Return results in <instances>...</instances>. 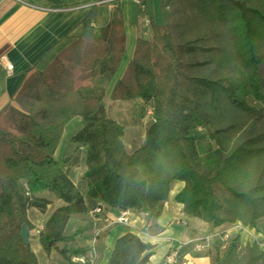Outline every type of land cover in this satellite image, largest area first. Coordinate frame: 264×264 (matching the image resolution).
I'll use <instances>...</instances> for the list:
<instances>
[{
  "label": "trees",
  "instance_id": "1",
  "mask_svg": "<svg viewBox=\"0 0 264 264\" xmlns=\"http://www.w3.org/2000/svg\"><path fill=\"white\" fill-rule=\"evenodd\" d=\"M161 2L184 5L211 31L183 39L178 29L189 24L184 13L163 24L150 21L151 38L136 40L108 94L111 100H142L151 109L144 141L132 152L105 102L107 84L127 54L119 6L95 33L97 5H91L76 40L15 90L13 104L3 110L11 126L0 124V264H39L20 232L22 225L35 232L27 211H45L49 201L33 195L45 190L62 202L35 234L46 255L72 238L64 234L68 219L94 206L159 217L176 180L184 186L175 200L205 222L255 227L264 217V0ZM69 64L82 66L88 82L77 85ZM230 66H236L234 74ZM74 117L81 126L70 141L85 148L83 189L54 157ZM152 247L126 232L115 240L108 264H146ZM215 262L264 264V249L241 244L237 235Z\"/></svg>",
  "mask_w": 264,
  "mask_h": 264
},
{
  "label": "crops",
  "instance_id": "2",
  "mask_svg": "<svg viewBox=\"0 0 264 264\" xmlns=\"http://www.w3.org/2000/svg\"><path fill=\"white\" fill-rule=\"evenodd\" d=\"M93 1L0 0V112L13 104L15 90L30 73L46 68L58 53L76 40L81 32L79 22L93 5ZM148 1L144 0L143 7L134 0H117L115 4L97 6L96 17L92 20L95 33H99L100 27L119 6L127 35V54L109 82L106 94L110 93L115 81L123 74L136 40L141 37L149 39L152 36L150 22L146 24L145 21L150 16ZM1 61L13 65L11 73L6 72ZM112 118L124 126L122 140L126 149L132 152L135 148L129 149V146L134 139L127 140L126 125L122 120ZM72 120H77V123L68 133L67 126L64 128L54 157L67 171L71 180L83 189L85 148L70 141L71 135L80 128L81 119L74 117ZM183 186L184 182L180 180L171 183L168 197L157 218L128 209V224L110 225V220L122 210L103 205L100 212H94L97 208L94 206L88 212L74 214L68 219L64 234L72 238L57 243L49 255L42 250L35 232L30 231L28 240L31 249L39 264H54L49 263V259L56 253L61 258L57 259L59 264H71L78 256L85 257L91 264H108L115 240L126 232L137 234L141 240L153 246L146 264H168L165 256L171 250L177 251L175 264H216V254H222L237 235L241 244L256 242L264 249V217L257 221L255 227L243 226L240 222H225L220 225L205 222L186 213L182 203L175 200V195ZM47 192L48 190L33 193L34 196L49 201L44 212L35 207L28 209V218L35 227L43 225L48 215L62 205L60 199ZM198 244L204 246L197 249ZM75 249L78 253L74 252ZM40 252L42 256H39Z\"/></svg>",
  "mask_w": 264,
  "mask_h": 264
},
{
  "label": "rangeland",
  "instance_id": "3",
  "mask_svg": "<svg viewBox=\"0 0 264 264\" xmlns=\"http://www.w3.org/2000/svg\"><path fill=\"white\" fill-rule=\"evenodd\" d=\"M141 2L144 5V0H141ZM113 4H115V2ZM147 6L150 16L146 24H149L150 21H153L158 24H163L164 22H166L167 19H180L181 17H183L184 13H187L189 18V24L185 27L180 26L178 29L179 31H181V36L185 40L193 39L201 34L207 35L211 31L210 24L206 20H203L198 16H194L192 14V11L187 9L182 4L173 2L169 3V5L165 7L162 5L161 0H149L147 2ZM197 58L201 60L204 57L202 55H198ZM69 67L74 71L76 75L77 85L88 82L87 78L83 76L85 72L82 66H74L73 64H69ZM235 70L236 66H230L228 72L230 74H234ZM106 95L107 96L105 98V102L109 107V115L111 117H115L123 121V124L126 125L127 140L134 139V142L131 144V146H129V149L136 148L141 143L144 132L152 121L150 107L148 106V104L144 103L142 100L139 99L121 101L111 100L108 98V94ZM246 99L247 102L253 107H259L260 102L254 100L252 96L248 95ZM0 115V124L2 126L10 128L11 124L9 118H7L6 112L3 111ZM72 119L65 125V127L67 126V133L69 129L73 128L72 126L77 123V120ZM249 122V120L246 121L245 125L241 129L242 132L245 131ZM237 135H240V130L237 132ZM47 193L51 194L52 192L48 191ZM41 253L42 252H40L39 256H42ZM57 259L61 260L58 253L54 254V257L49 259V263L59 264Z\"/></svg>",
  "mask_w": 264,
  "mask_h": 264
},
{
  "label": "built area",
  "instance_id": "4",
  "mask_svg": "<svg viewBox=\"0 0 264 264\" xmlns=\"http://www.w3.org/2000/svg\"><path fill=\"white\" fill-rule=\"evenodd\" d=\"M115 1L117 0H94L93 1V5H102V4H108V3H114ZM136 3L140 4L143 6L141 0H134ZM146 22H148V19L145 20ZM4 69L6 70L7 73H11L12 72V68H13V65L11 63H6L4 61H1ZM28 194V192H27ZM94 212H100V208H96L93 210ZM128 210H122L119 215H116L114 216L109 224H128L129 223V216H128ZM42 227V225H39L37 226V228L35 229V234H38L39 232V229ZM147 227H145L146 229ZM204 245L203 244H198L197 245V249H200L202 248ZM176 259H177V251L175 250H171L169 251L166 256H165V261L168 263V264H175L176 262ZM74 263L76 264H91L90 262H88V260L83 257V256H78V257H75L73 260H72Z\"/></svg>",
  "mask_w": 264,
  "mask_h": 264
},
{
  "label": "water",
  "instance_id": "5",
  "mask_svg": "<svg viewBox=\"0 0 264 264\" xmlns=\"http://www.w3.org/2000/svg\"><path fill=\"white\" fill-rule=\"evenodd\" d=\"M21 237H22V241L24 244H29V230L27 229V227L25 225H22V229H21Z\"/></svg>",
  "mask_w": 264,
  "mask_h": 264
}]
</instances>
